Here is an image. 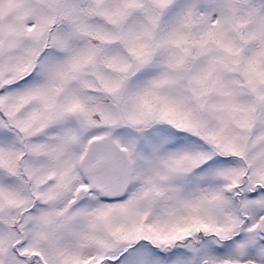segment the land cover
I'll use <instances>...</instances> for the list:
<instances>
[{
    "label": "snow or ice",
    "instance_id": "6c2138e0",
    "mask_svg": "<svg viewBox=\"0 0 264 264\" xmlns=\"http://www.w3.org/2000/svg\"><path fill=\"white\" fill-rule=\"evenodd\" d=\"M0 264H264V0H0Z\"/></svg>",
    "mask_w": 264,
    "mask_h": 264
}]
</instances>
